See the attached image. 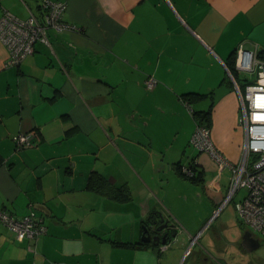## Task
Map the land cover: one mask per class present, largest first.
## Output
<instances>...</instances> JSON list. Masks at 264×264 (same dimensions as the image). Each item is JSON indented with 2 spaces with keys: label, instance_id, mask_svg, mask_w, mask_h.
<instances>
[{
  "label": "crops",
  "instance_id": "1",
  "mask_svg": "<svg viewBox=\"0 0 264 264\" xmlns=\"http://www.w3.org/2000/svg\"><path fill=\"white\" fill-rule=\"evenodd\" d=\"M39 1L0 0V15L37 16ZM51 1L66 3L74 29L50 32V47L36 42L18 67L6 65L0 43V209L22 217L32 207L46 226L18 242L0 224V264H178L207 227L209 246L196 242L190 264L257 250L234 203L237 222L216 224L232 202L210 221L229 180L222 185L214 162L190 146L196 120L183 98L204 95L191 110L209 112L216 148L238 162L243 130L226 63L239 44L264 48V0ZM20 133L37 139L17 151ZM190 162L200 183L178 172ZM96 175L129 198L98 193ZM155 214L175 225V242L141 240ZM247 231L259 242L253 251Z\"/></svg>",
  "mask_w": 264,
  "mask_h": 264
},
{
  "label": "built area",
  "instance_id": "2",
  "mask_svg": "<svg viewBox=\"0 0 264 264\" xmlns=\"http://www.w3.org/2000/svg\"><path fill=\"white\" fill-rule=\"evenodd\" d=\"M39 14H29L25 20L18 19L6 10L0 15V43L7 52L6 65L18 67L21 62L34 52L36 42L50 47L49 35L74 29L63 20L65 2L51 0L39 1ZM234 72L226 67V74L235 92L240 108L238 124L243 130L241 155L238 162H231L216 148L210 128L196 123L189 144L199 153L206 154L216 165L218 172L230 173L227 195L219 211L241 190L246 195L234 203L235 212L253 234L264 238V48L254 46L248 50L239 44L234 50ZM156 84L148 77L144 85L151 90ZM242 84L244 88H241ZM190 112L191 106L184 100ZM37 139L31 133H20L14 139L15 150L19 151L33 144ZM179 172L185 177H192L189 165H182ZM0 224L10 230L18 242L35 241L46 233V226L34 208L29 207L26 215L15 217L0 209ZM200 233L190 238V245L195 243Z\"/></svg>",
  "mask_w": 264,
  "mask_h": 264
},
{
  "label": "rangeland",
  "instance_id": "3",
  "mask_svg": "<svg viewBox=\"0 0 264 264\" xmlns=\"http://www.w3.org/2000/svg\"><path fill=\"white\" fill-rule=\"evenodd\" d=\"M240 85H241V88L243 89L244 86L242 84H240ZM221 175H222L221 184L225 185L226 180L227 179L229 180L230 173L225 170L221 173ZM245 195H246L245 189L239 190L236 193V195L233 197L232 204H230V206L226 210H224V212L222 213L221 218L216 219L217 221L215 220L216 224H218L221 221L225 222L226 219L237 222L235 212L233 211V203L240 201ZM207 228H205L200 233L201 234V237H200L201 240L198 241L195 246H198V247L201 246L203 248H205V247L207 248L209 246L208 245L209 240H211V238L213 236L211 235L212 229L208 230ZM226 233H225V235H226ZM254 235L258 238V240L260 242V247L257 250L250 252V253H247L246 257L237 256L236 253L229 254L226 257L227 260H225L224 264H264V238L259 236V234H257V233H254ZM192 248H193V246L190 247L189 250H187L186 252L183 253L178 264H190L191 263V259H192V256L194 255V251H195L196 247H194L193 249Z\"/></svg>",
  "mask_w": 264,
  "mask_h": 264
},
{
  "label": "trees",
  "instance_id": "4",
  "mask_svg": "<svg viewBox=\"0 0 264 264\" xmlns=\"http://www.w3.org/2000/svg\"><path fill=\"white\" fill-rule=\"evenodd\" d=\"M234 57L235 54L233 52L229 57L228 62L226 63V67L231 71L233 76L236 77V73L234 72ZM203 97L204 95L187 94L186 96H184L183 99L187 101L189 105H191L194 101ZM191 113L194 119L196 120V123L204 124L207 127H209V112L199 113V112H194L192 110ZM188 165L193 172L192 177H185L183 174L179 172L181 165L178 167V172L187 180L194 183H200L202 181V172L198 169V167L194 164V162H190ZM91 183H93L94 188L98 193L107 196L111 199H114L116 201L122 202V201H126L129 198L127 189H125L124 187H120V188L113 187L101 176L98 175L94 176L93 179L91 180Z\"/></svg>",
  "mask_w": 264,
  "mask_h": 264
},
{
  "label": "water",
  "instance_id": "5",
  "mask_svg": "<svg viewBox=\"0 0 264 264\" xmlns=\"http://www.w3.org/2000/svg\"><path fill=\"white\" fill-rule=\"evenodd\" d=\"M151 233H162V236L152 237ZM178 232L175 228V225L170 224L165 221L161 214H155L154 218L150 221L148 227L143 228V233L141 240L143 242H151L152 240H157L154 244L165 245L170 242H175V238ZM160 238V241H159ZM243 244L248 251H253L259 247V242L255 238L252 237L250 232H245L243 236Z\"/></svg>",
  "mask_w": 264,
  "mask_h": 264
},
{
  "label": "flooded vegetation",
  "instance_id": "6",
  "mask_svg": "<svg viewBox=\"0 0 264 264\" xmlns=\"http://www.w3.org/2000/svg\"><path fill=\"white\" fill-rule=\"evenodd\" d=\"M217 215H218V214H217ZM217 215H216V217H217ZM216 217H215V218H216ZM155 235H156V236H160V238H161L162 233H160V234H158V233H151V236H152V237H155ZM200 236H201V234H200ZM160 238H159V241H160ZM199 238H200V237H199ZM198 240H199V239H198ZM198 240H197L196 242H198ZM156 242H157V240H152V241H151V243H153V244L156 243ZM196 242H195V243H196ZM195 243H193V244L190 245V246H193Z\"/></svg>",
  "mask_w": 264,
  "mask_h": 264
}]
</instances>
